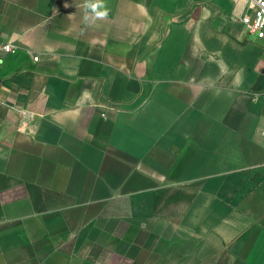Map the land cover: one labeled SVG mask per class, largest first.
I'll use <instances>...</instances> for the list:
<instances>
[{"label": "crops", "instance_id": "1", "mask_svg": "<svg viewBox=\"0 0 264 264\" xmlns=\"http://www.w3.org/2000/svg\"><path fill=\"white\" fill-rule=\"evenodd\" d=\"M0 0V264H264V40L251 0Z\"/></svg>", "mask_w": 264, "mask_h": 264}, {"label": "built area", "instance_id": "2", "mask_svg": "<svg viewBox=\"0 0 264 264\" xmlns=\"http://www.w3.org/2000/svg\"><path fill=\"white\" fill-rule=\"evenodd\" d=\"M251 1L250 10L244 11L240 20L249 33L257 39L264 40V0ZM14 47L13 43L5 42L0 37V56L13 51Z\"/></svg>", "mask_w": 264, "mask_h": 264}, {"label": "clouds", "instance_id": "3", "mask_svg": "<svg viewBox=\"0 0 264 264\" xmlns=\"http://www.w3.org/2000/svg\"><path fill=\"white\" fill-rule=\"evenodd\" d=\"M83 8L85 10L83 21L86 24L107 19L109 15V9L105 0H84Z\"/></svg>", "mask_w": 264, "mask_h": 264}, {"label": "rangeland", "instance_id": "4", "mask_svg": "<svg viewBox=\"0 0 264 264\" xmlns=\"http://www.w3.org/2000/svg\"><path fill=\"white\" fill-rule=\"evenodd\" d=\"M145 264V263H144ZM201 264H207V263H201Z\"/></svg>", "mask_w": 264, "mask_h": 264}]
</instances>
